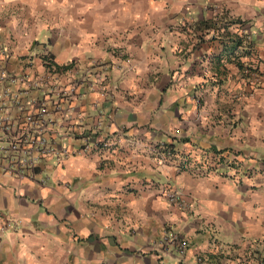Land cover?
<instances>
[{
    "label": "crops",
    "instance_id": "obj_1",
    "mask_svg": "<svg viewBox=\"0 0 264 264\" xmlns=\"http://www.w3.org/2000/svg\"><path fill=\"white\" fill-rule=\"evenodd\" d=\"M0 43L56 64L69 150L45 185L0 170V264H264V0H0ZM97 119L115 149L80 148Z\"/></svg>",
    "mask_w": 264,
    "mask_h": 264
},
{
    "label": "built area",
    "instance_id": "obj_2",
    "mask_svg": "<svg viewBox=\"0 0 264 264\" xmlns=\"http://www.w3.org/2000/svg\"><path fill=\"white\" fill-rule=\"evenodd\" d=\"M241 32L242 43L248 44L251 41L249 32L245 29ZM5 51L6 47L0 43V170L13 175L19 182L45 185L50 177L43 168L45 160L69 151L56 140L60 118L65 115L61 114L60 96L66 94V84L60 81V72L49 58L40 60L44 66L41 70L34 60L23 62V68H19ZM64 65L72 69L74 62ZM72 74L77 79L83 77L82 70L75 69ZM100 125L101 120L97 119L93 126L83 128L84 140L80 148H116L122 136L113 133L98 138ZM171 153L167 150V154ZM222 153H214L212 159L221 160ZM227 165L232 175L242 168L241 161L236 158L234 162L229 160ZM163 193L169 202L184 204L176 189L164 188ZM13 222L16 225L18 220ZM161 239L175 243L179 255L185 253L187 241L178 232H165Z\"/></svg>",
    "mask_w": 264,
    "mask_h": 264
},
{
    "label": "trees",
    "instance_id": "obj_3",
    "mask_svg": "<svg viewBox=\"0 0 264 264\" xmlns=\"http://www.w3.org/2000/svg\"><path fill=\"white\" fill-rule=\"evenodd\" d=\"M226 13V12H225ZM226 20H223V19ZM222 20V27H224L226 29V35H227V39H229L232 43L231 44H226L225 45L231 50L234 51V48H236V46H239L242 44V40H243V34H240L238 32H232L229 29H227V27L232 24V23H239V24H243V20L240 19L239 17H230L227 16V14L225 16H223V18H221ZM201 21H203L204 23L206 22V24L208 25H214V18L213 17H208V18H204ZM251 53V49L250 48H243L239 54H237L235 57H239L240 55H249ZM236 63L239 65V67L244 70L245 68L248 69H252L251 66H244L243 62L237 58ZM242 75H246L245 72H242Z\"/></svg>",
    "mask_w": 264,
    "mask_h": 264
},
{
    "label": "rangeland",
    "instance_id": "obj_4",
    "mask_svg": "<svg viewBox=\"0 0 264 264\" xmlns=\"http://www.w3.org/2000/svg\"><path fill=\"white\" fill-rule=\"evenodd\" d=\"M68 62H70V63L72 64V62H73V61H72V60H70V61H68Z\"/></svg>",
    "mask_w": 264,
    "mask_h": 264
}]
</instances>
